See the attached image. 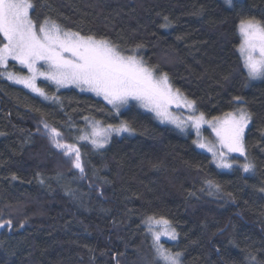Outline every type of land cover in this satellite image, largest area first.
Segmentation results:
<instances>
[{"label": "trees", "instance_id": "1", "mask_svg": "<svg viewBox=\"0 0 264 264\" xmlns=\"http://www.w3.org/2000/svg\"><path fill=\"white\" fill-rule=\"evenodd\" d=\"M36 3L34 18L135 50L167 72L208 120L233 111V97H243L241 106L253 114L245 147L255 167L244 172L243 156L228 170L217 167L193 143L194 132L161 123L134 102L117 113L77 88L40 80L58 98L45 99L0 77V222L13 223L0 229V264H153L149 216L176 229L178 240L164 243L183 264H255L249 254L264 260V81L247 77L238 31L241 18L264 20V0L231 7L223 0ZM90 121H126L134 132L97 150L77 140ZM43 122L77 143L83 175L51 144Z\"/></svg>", "mask_w": 264, "mask_h": 264}, {"label": "snow or ice", "instance_id": "2", "mask_svg": "<svg viewBox=\"0 0 264 264\" xmlns=\"http://www.w3.org/2000/svg\"><path fill=\"white\" fill-rule=\"evenodd\" d=\"M226 2L232 4V0ZM36 8V0H0V69L3 70L0 77L22 84L45 99L58 98L49 97L43 88L38 87V78L50 81L57 89L75 87L101 97L117 113L130 101H135L162 123H173L182 130L185 124L190 123L198 137L202 125L208 124L215 133V142L197 139L193 143L211 152L217 167L232 168L235 161L229 160V154L238 153L246 161L240 165L243 171L254 169L255 165L248 160L245 147V130L252 123L253 114L241 106L243 97H233L237 102L233 111L206 120L203 112L195 115V100L174 87L167 72L150 65L135 50H122L106 37L64 27L51 17L34 18ZM238 31L241 36L239 52L247 77L264 79V20L241 18ZM140 47L137 45V48ZM10 61L26 69L28 74L15 70ZM173 106L186 108L192 114L184 120L170 111ZM43 123L51 144L83 175L85 168L77 143L68 142L60 130ZM89 127L91 131L83 132L77 140H86L95 148L105 147L113 133L134 132L126 121L106 127L101 126L99 121H92ZM12 179L17 177L13 176ZM208 183L210 187L218 189V185L212 181ZM145 223L154 242L153 264H182V254L172 252L161 243L162 236L170 240L177 238L178 233L171 222L164 217L149 216ZM19 227L23 228L24 223ZM4 228H13L11 219L0 222V229ZM248 258L255 264H264V260H258L251 254Z\"/></svg>", "mask_w": 264, "mask_h": 264}, {"label": "rangeland", "instance_id": "3", "mask_svg": "<svg viewBox=\"0 0 264 264\" xmlns=\"http://www.w3.org/2000/svg\"><path fill=\"white\" fill-rule=\"evenodd\" d=\"M226 4H227V6H229V7H231L233 4H234V1L235 0H232V4L231 5H229L227 2H226V0H223ZM240 45V44H239ZM240 53V52H239ZM241 55V54H240ZM28 73L26 72L24 75H27ZM40 80H44L43 78H38L37 79V81H36V83H37V86H38V82L40 81ZM250 81H252V82H256V81H264V79H250ZM50 82V81H49ZM51 83V82H50ZM53 84V83H52ZM19 85H21L22 86V84H19ZM54 85V84H53ZM39 87V86H38ZM67 88H70V87H67ZM73 88H75V87H73ZM61 89H65V88H61ZM78 89V88H77ZM30 90V89H29ZM79 90V89H78ZM80 91V90H79ZM33 92V91H32ZM82 92V91H81ZM35 93V92H34ZM83 93H86V92H83ZM87 93H90V92H87ZM92 94V93H91ZM130 102H134V103H136L135 101H130ZM129 102V103H130ZM144 109V108H143ZM145 110V109H144ZM146 112H148V113H151V112H149V111H147V110H145ZM170 111L173 113V114H175V115H177V116H180L182 119H184V120H186L187 119V117L190 115V114H192V113H190L189 112V110L188 109H186V108H183V107H181V108H176L175 106H173L171 109H170ZM195 115H199V112H198V110L195 112ZM206 118V117H205ZM159 120V119H158ZM206 120H208L207 118H206ZM160 121V120H159ZM210 121V120H209ZM161 122V121H160ZM90 123H91V121L90 122H88V128H87V130L85 131V132H89V131H91V129H90V127H89V125H90ZM162 123V122H161ZM163 123H165V124H168V125H171V126H175V127H177L175 124H173V123H169V122H163ZM101 126H103V125H101ZM103 127H105V126H103ZM178 129H180L182 132H187V131H191V132H194L195 133V136H196V140L197 139H200V140H202V141H206V142H209V143H211V142H215V140H216V137H215V133L212 131V128L208 125V124H204V125H202V127H201V129H200V136L198 137L197 136V132H196V129L194 128V127H192L191 126V124L190 123H187V124H185V126H184V128H183V130L181 129V128H179V127H177ZM247 130H248V128L245 130V135H246V132H247ZM124 134H130V133H127V132H125V133H121V134H119V135H117V134H115V133H113L112 135H111V138L113 137V136H123ZM110 138V139H111ZM110 141V140H109ZM84 143H87L88 141H83ZM89 143V142H88ZM109 143V142H108ZM91 144V143H90ZM92 145V144H91ZM106 145H108V144H106ZM105 145V146H106ZM93 146V145H92ZM94 147V146H93ZM103 148H105V147H103ZM103 148H96L97 150H100V149H103ZM199 149L200 150H202V151H207L206 149H202V148H200L199 147ZM207 152H209V151H207ZM211 153V152H210ZM212 154V153H211ZM239 157H241L238 153H232V154H229V160H233V161H235V163L233 164V167L234 166H237L238 164H239V162H238V160H239ZM214 161H215V158H214ZM215 163H216V161H215ZM216 165H217V163H216ZM220 168V167H219ZM221 169H224V170H228L229 168H221ZM150 233V232H149ZM150 236H151V240H152V246H153V237H152V234L150 233ZM178 239L176 238L175 240H170V239H168L167 238V236H162L161 237V243H163L164 244V246H165V243L164 242H175V241H177ZM166 247V246H165ZM153 251H154V253H155V250H154V247H153ZM182 257V256H181ZM181 257H180V259H181ZM182 261V260H181ZM182 264H183V261H182Z\"/></svg>", "mask_w": 264, "mask_h": 264}]
</instances>
